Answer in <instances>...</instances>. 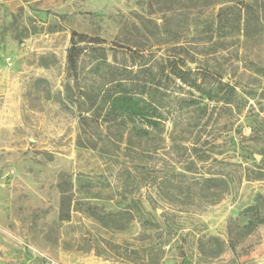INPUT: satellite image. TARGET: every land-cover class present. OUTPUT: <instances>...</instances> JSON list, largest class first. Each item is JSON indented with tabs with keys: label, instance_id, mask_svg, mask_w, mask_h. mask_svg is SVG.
<instances>
[{
	"label": "rangeland",
	"instance_id": "374dc122",
	"mask_svg": "<svg viewBox=\"0 0 264 264\" xmlns=\"http://www.w3.org/2000/svg\"><path fill=\"white\" fill-rule=\"evenodd\" d=\"M126 71L165 118L141 146L94 122ZM0 264H264V0H0Z\"/></svg>",
	"mask_w": 264,
	"mask_h": 264
},
{
	"label": "trees",
	"instance_id": "16d2710c",
	"mask_svg": "<svg viewBox=\"0 0 264 264\" xmlns=\"http://www.w3.org/2000/svg\"><path fill=\"white\" fill-rule=\"evenodd\" d=\"M244 11H254L252 3H243ZM228 9V8H227ZM218 23L221 22V14H218ZM227 20V19H226ZM76 38V40H75ZM79 42H94L92 39H87L83 34L76 32L72 33V42L68 50V69L74 76L77 74V61L80 55V48L77 46ZM215 53V51H212ZM182 66L174 64L167 67L166 77L178 79L182 83L186 82L187 76L191 69L186 66L184 60L178 58ZM207 75L219 80L218 92L220 100L224 107L231 106L238 102L240 92L237 89V81L228 76L224 79L225 71L221 65L209 66L206 68ZM127 75L117 81L115 88L111 94L101 101L95 98L92 101L94 111V122L98 127L103 123L108 125H120L126 129L127 140L137 141L141 146L147 142L152 134L163 126L165 118L160 110L157 101L149 95L151 89L146 83L140 82L131 74L132 71H126ZM207 98L211 99L212 93L208 91ZM149 152V150H147Z\"/></svg>",
	"mask_w": 264,
	"mask_h": 264
},
{
	"label": "water",
	"instance_id": "95a60500",
	"mask_svg": "<svg viewBox=\"0 0 264 264\" xmlns=\"http://www.w3.org/2000/svg\"><path fill=\"white\" fill-rule=\"evenodd\" d=\"M190 66H193V65H192V64H190ZM255 158H256V159H259V157H257V156H256Z\"/></svg>",
	"mask_w": 264,
	"mask_h": 264
}]
</instances>
